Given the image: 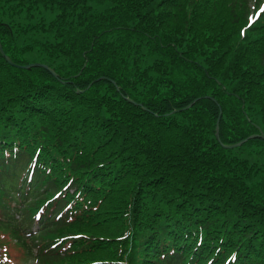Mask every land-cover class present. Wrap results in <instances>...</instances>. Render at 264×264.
<instances>
[{"label": "trees", "instance_id": "obj_1", "mask_svg": "<svg viewBox=\"0 0 264 264\" xmlns=\"http://www.w3.org/2000/svg\"><path fill=\"white\" fill-rule=\"evenodd\" d=\"M262 8L0 0V264H264Z\"/></svg>", "mask_w": 264, "mask_h": 264}, {"label": "water", "instance_id": "obj_2", "mask_svg": "<svg viewBox=\"0 0 264 264\" xmlns=\"http://www.w3.org/2000/svg\"><path fill=\"white\" fill-rule=\"evenodd\" d=\"M0 53L1 55L3 56V58L5 59V61L12 67H15V68H19V69H25V70H30L32 68H43V69H46V70H49L54 76H56L55 72L48 66V65H45V64H41V63H32V64H29V65H20V64H16L12 61V59L10 57H8L4 50H3V47L1 46L0 44ZM95 82H98L95 81ZM91 86V85H90ZM128 101L134 105H138L137 103H135L133 100H130L128 99ZM197 101H194L192 104H190L187 109H190ZM142 106V105H140ZM220 129H219V121L217 122V125H216V138L217 140L221 143L220 141ZM255 139H261L264 141V133L262 131H260L258 134H255V135H251L249 136L247 139L237 143V144H233V145H224L222 144V147L224 149H236V148H240L242 147L244 144H246L249 140H255Z\"/></svg>", "mask_w": 264, "mask_h": 264}, {"label": "rangeland", "instance_id": "obj_3", "mask_svg": "<svg viewBox=\"0 0 264 264\" xmlns=\"http://www.w3.org/2000/svg\"><path fill=\"white\" fill-rule=\"evenodd\" d=\"M251 1H252V3H254V0H251ZM6 241H7V240H4L3 242L6 243ZM10 243H11L12 245H14V241H11ZM14 246H15V245H14ZM15 247H16V246H15ZM13 254H14V255H17V252L14 251ZM18 259H21V257H18Z\"/></svg>", "mask_w": 264, "mask_h": 264}]
</instances>
